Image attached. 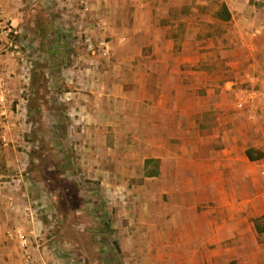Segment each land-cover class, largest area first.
Returning a JSON list of instances; mask_svg holds the SVG:
<instances>
[{"label": "rangeland", "instance_id": "374dc122", "mask_svg": "<svg viewBox=\"0 0 264 264\" xmlns=\"http://www.w3.org/2000/svg\"><path fill=\"white\" fill-rule=\"evenodd\" d=\"M19 3L20 31H8L0 51L2 76L11 88L4 111L0 110V183L18 185V202L29 204L26 210L34 217L21 227L36 238L34 245L45 242L64 253L65 261L72 257L74 264H129L118 238L134 233L145 238L147 229L156 237L157 211L168 209L158 206L159 200L170 204L175 199L197 197L188 189L181 190V186L189 188L190 181L189 133L179 149L181 158H166L163 175L162 159L145 158L158 153L170 156L178 148L172 140L173 95L167 102L169 110L160 107L167 101L165 94L161 96V85L168 81L163 77L148 79L150 71L171 73L177 63H157L153 58L156 49L140 45L126 50L120 44L112 48L109 57H103L105 44L117 38L114 32L84 31L85 26L77 23V10L62 0ZM159 3L168 9L157 16L159 21L190 27L186 25L179 37L185 45L173 50L194 56L196 61L178 65L182 77L175 78V84L192 86L196 93L178 94V103L184 108H188L189 98L195 106L215 103L225 87V101L247 104L240 128L257 131L246 137L245 146L256 144L251 146L253 154L262 157L245 161V175L232 181L240 198L252 199L250 213L262 214L264 0ZM44 17L53 22L54 31L38 39L31 28L35 19ZM137 35L135 42L141 43L140 33ZM49 42H55L57 51ZM126 51L133 56L131 61ZM112 80L127 84V95H120L116 103L106 98L103 89ZM158 82L162 83L158 86ZM253 102L254 109L250 106ZM96 104L101 106L98 112ZM112 104L116 111L110 114ZM115 118L118 125H107ZM207 119L192 134H214L218 126H206ZM124 122L131 129L126 148ZM115 129L117 140L111 142L104 134L112 135ZM157 136L161 144L156 142ZM205 144L200 152L205 148L210 152L208 144L213 149L221 147L218 140ZM147 159L151 160L145 162ZM8 194H12L10 189ZM141 201L148 205L141 207ZM190 213L189 207L184 208V214ZM63 248L69 250L63 252Z\"/></svg>", "mask_w": 264, "mask_h": 264}, {"label": "crops", "instance_id": "0c3cea01", "mask_svg": "<svg viewBox=\"0 0 264 264\" xmlns=\"http://www.w3.org/2000/svg\"><path fill=\"white\" fill-rule=\"evenodd\" d=\"M159 1L163 0H89L86 9H76L79 15L77 23L79 27L85 26L84 31L100 30L105 34L113 35V32L114 36L117 34L116 39H110L106 43V54L103 57H109L112 48L120 44L126 50L140 45L156 49L158 54L153 55V58L157 63L164 65L173 62L177 63L178 67L171 73L164 70L150 71L148 76V79L150 76L158 80L163 77L168 81L163 86L161 85L164 89L161 96L165 94L167 101L160 107L169 110L170 105L167 102L169 96L173 95L171 110L175 129L172 140L176 142L178 148L170 156L158 153L146 155L145 158L156 157L160 161L162 159L160 174L163 175L166 171V158L171 157L174 161L181 158L183 152L179 149L186 142V133H189L190 181L189 188L181 186V190L188 189L197 197L190 201L184 198L175 199L170 201V204H164L166 202L159 200L158 206L165 207L166 205L168 209L157 211L156 237H153L148 229L145 231V238L135 233L129 236L123 235L122 238H118L120 250L126 255L129 264H233L235 260L236 264H264V231L260 232L256 228V221L264 214V211L258 215L250 213L252 199L240 198L236 194L232 181L233 178L239 179L245 175L243 167L245 161H253L248 157L247 150L256 144L245 146V143L246 137L253 136L257 129L251 128L243 132L240 127L244 126L243 115L247 104L241 101L238 104H231L232 100L225 101L222 98L223 93L226 92L225 87L221 89V98L215 103L195 106L191 98H189L190 103L187 104L188 108L178 103V94L196 93V88L192 86L175 84V78L181 76V67L178 65L191 63L195 58L190 55L182 56V52H174L175 46L179 49L181 44L185 45V42L180 44L179 37L187 24L184 26L180 23L171 24L159 21L157 16L168 10L162 7ZM0 10L5 25H9V31L13 30L18 33L22 14L19 0H0ZM53 26L50 20L43 24L35 19L31 28L32 34L38 39L43 38L49 35V32L51 34L54 31ZM187 27L190 29L188 25ZM122 31L125 33L120 34L118 38V34ZM139 33L142 38L141 43L135 42ZM54 43L51 42L48 45L57 51ZM128 53L126 51L125 56L131 61L133 56ZM159 83L162 82H158V86ZM126 85L125 81L123 83L116 80L108 81L103 86V89H106L104 90L106 98L115 102L120 99V95L126 96L128 92L124 89L127 88ZM9 88L8 86V91L11 89ZM166 89L169 90L168 93H165ZM255 105V102L250 104L253 109ZM94 107L97 112L101 110L98 104ZM114 107V104L109 106L110 114L111 111L112 113L116 111ZM207 117H211L210 120ZM204 119H207L206 126H218L215 133L205 132L203 137L192 134V130L196 132V128L202 125ZM115 121H117L116 118L107 125H118L119 123ZM122 125L126 127L123 139L126 148L130 140L131 129L127 128L130 126L127 122ZM230 125L233 126L232 129ZM114 131L112 135L104 134L111 137V142L112 138L117 140V130ZM159 139L157 136L156 142L159 143ZM116 140L113 142L116 143ZM217 140L221 143L220 149H213V146L208 144L206 147L210 152H207L206 148L200 152L206 142L212 143ZM159 146L158 148L165 149L164 146ZM148 160L151 159L145 162ZM9 186L6 187L0 183V264H63L64 253L59 249L50 248L45 242L34 245L33 241L36 238L21 227L22 222H30L34 216L31 211L26 210V207H30L29 204H24V206L18 202L21 198L18 185L10 184ZM9 189L12 194H8ZM203 203L206 204L204 210L201 208ZM143 204L147 206L148 202L141 201L140 206L143 207ZM171 207L174 209L171 210ZM186 207L190 208V215L184 214ZM141 213L143 214V211ZM141 220L144 221L143 216ZM18 229L27 235L28 249L22 247L21 240L16 235ZM68 250L67 248L62 249L63 252ZM29 252L33 255L32 257L27 254ZM65 264H74L72 257L67 258Z\"/></svg>", "mask_w": 264, "mask_h": 264}, {"label": "built area", "instance_id": "2783aa9c", "mask_svg": "<svg viewBox=\"0 0 264 264\" xmlns=\"http://www.w3.org/2000/svg\"><path fill=\"white\" fill-rule=\"evenodd\" d=\"M56 1H58V0H56ZM62 1L65 3L66 6H72L73 8L78 9V10L86 9L88 2H89V0H62ZM1 14L2 13L0 10V51L3 49L4 36H6V34L9 31V29H7L5 26L4 19L2 18ZM6 84H7V82L4 78V76H2V71L0 68V110H3L4 104L6 101V92H7V85ZM16 235L20 238L21 243H22L21 244L22 247H24L25 249H28L29 248V240H28V237L25 234V232L18 229V230H16ZM27 254H29L31 257L33 256L30 252Z\"/></svg>", "mask_w": 264, "mask_h": 264}, {"label": "trees", "instance_id": "16d2710c", "mask_svg": "<svg viewBox=\"0 0 264 264\" xmlns=\"http://www.w3.org/2000/svg\"><path fill=\"white\" fill-rule=\"evenodd\" d=\"M48 21H49V19L44 17V19L42 21H40V22H42V23L44 22L43 24H45ZM247 154H248V157L250 158V160H257V159H259V158L262 157V155L254 156L252 148H250V149L247 150ZM148 161H150V160H148ZM256 228L260 232L261 231H264V214L257 219V221H256Z\"/></svg>", "mask_w": 264, "mask_h": 264}]
</instances>
